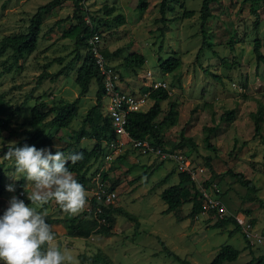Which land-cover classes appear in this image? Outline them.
<instances>
[{"label":"rangeland","instance_id":"rangeland-1","mask_svg":"<svg viewBox=\"0 0 264 264\" xmlns=\"http://www.w3.org/2000/svg\"><path fill=\"white\" fill-rule=\"evenodd\" d=\"M47 1L0 0V41L5 35L27 31L31 16ZM201 2L166 0L162 12L161 0H147V8L142 11L136 7L137 0L79 1L81 14L100 35V52L109 55L106 63L116 73L117 86L139 97L147 94L141 104L144 111L153 102L148 97L147 84H164L168 97L160 102L156 122L166 115L171 102L176 104V114L172 122H166L158 130L160 148L171 157L142 154L129 144L111 152L101 140L105 153L111 152V158L92 161L88 170L91 178L105 173L106 189L115 192L114 205L133 213L139 221L138 228L121 214H115L111 223L98 218L96 210L85 214L90 208L89 198L96 190L92 182L84 187L87 205L77 221L88 232L70 235L68 221L74 215L61 211L54 201L41 209L55 220L50 223L54 243L61 251L71 253L78 264H91L96 253L106 255L112 264H187L182 262L184 259L190 264H208L223 243L240 251L235 260L225 264H249L252 258L264 255V138L254 134L253 124L259 104L264 107V60L257 61L252 50L253 39L259 38L264 54V3L258 2L260 22L255 28L249 0H213L210 16L204 23L211 46L198 51L203 39ZM74 7V0H61L44 13L32 53L19 58L17 63H11L10 50L0 57V122L16 108L8 125L19 129L21 122L30 118V109L36 102L42 100L47 108L62 101H73L79 95L75 69L69 71L67 67L74 55V39L62 36V31L76 22ZM188 10L192 11L190 16L184 13ZM116 14H122V24L113 19ZM80 51L85 53L83 49ZM132 51L146 58L140 68L123 65V57ZM158 56H175L178 66L164 72L158 66ZM62 68L63 73L55 75ZM44 70L49 74L39 79ZM148 70L152 73L149 79L144 77ZM96 89L97 82L92 79L88 92L80 96L77 115L68 127L25 125L39 131L40 139L52 140L50 144L43 141L40 148H49L54 153V149L72 140V131L80 126L86 111L95 104ZM107 105L108 99L104 98L100 112L106 113ZM230 109L233 115L227 118L226 112ZM260 129L264 136V110ZM22 138L9 136L0 127V163L5 176L0 215L13 195L30 203L26 192L34 190V185L25 178L18 193L7 190V185H15L19 179L11 177L16 175L14 162L4 160L3 155L10 142ZM145 139L149 143L155 140L152 136ZM80 141L87 148L94 143L90 138ZM206 162L210 163L212 173ZM180 163L183 169H178ZM94 170L98 171L95 175ZM182 171L189 173L194 181L201 194L198 196L201 205L206 196L218 200L223 206V217L242 220V224L238 222L241 230H235L231 222L212 227L220 218L215 209L202 207L194 218L184 217L191 209V202L184 203L175 212L163 213L166 205L159 193L164 187L176 184ZM233 173L242 174L248 183ZM176 216L183 219L178 221ZM107 228L108 234L101 232ZM161 241L179 259L168 254Z\"/></svg>","mask_w":264,"mask_h":264},{"label":"trees","instance_id":"trees-1","mask_svg":"<svg viewBox=\"0 0 264 264\" xmlns=\"http://www.w3.org/2000/svg\"><path fill=\"white\" fill-rule=\"evenodd\" d=\"M80 0H74V11L73 16L76 19V22L71 24L68 28L62 31L63 37L73 38L75 51L71 60L68 62V70H74V80L79 87V95L73 101H62L58 104L48 106L45 108V103L40 100L32 105L30 109V118L27 122H21V126L19 129L13 128L9 126V122L12 117L16 114V108L12 110V112L6 116L1 122L0 127L6 129L8 131V135H18L23 136L22 139L17 141L18 146H23V144L27 143L29 145H34L37 149L40 148L43 143V139H40V133L36 130H30L25 128V125L28 124H45V126H54L56 128H66L69 126L70 122L77 115V103L79 102L80 96L85 95L89 90V85L92 79H95L97 82V89L95 91V104L91 106L87 111L83 119L81 120L80 126L73 130L70 137L71 141H68L56 150L62 151L67 157L72 153H82V159L77 161L75 164L68 162V168L74 174L75 178L80 182L84 187H89L90 182L95 187V181L93 176H88V170L91 167L92 161H96L101 159L105 155V146L103 147L100 143L109 142L112 140L115 135L110 122L109 117L104 114V112H100V108H102L103 99L105 96L106 86L104 83V75L100 72L99 67L95 61V57L90 50V46L88 44V38L93 33H98L95 31V27L93 25H89L86 22V18L81 14V8L79 5ZM213 0H202L200 7V31L202 35V43L198 51L202 48L210 47L211 43L206 38V31L204 28V23L206 19L210 16V3ZM250 1V12L254 15L253 25L255 28L258 27L260 22V16L257 11L258 2H263L264 0H249ZM61 0H49L44 4H41L37 7L36 11L30 18V23L28 25L27 31L20 32L12 35H5L2 37L0 41V57L6 53L8 50L11 51L12 62L17 63L19 58L24 57L27 54L32 53L37 44L39 32L42 25V19L44 13L49 12L52 8L59 5ZM147 0H137L136 7L138 10H144L147 8ZM166 6V0H161L160 10L163 12ZM113 8L110 10L106 9V13H110ZM264 12V10H263ZM186 16H190L192 14L191 10L184 12ZM113 19L118 24L123 23L122 14H116ZM60 22L62 20H59ZM58 22V21H56ZM99 35V34H98ZM100 37V35H99ZM101 39V38H100ZM261 41L259 38L253 39L252 50L255 55L257 61L264 60V54L261 52ZM84 50V54L80 50ZM106 59L109 55L102 54ZM146 58L143 54L137 52H130L126 56L123 57V65L128 68H140L145 63ZM159 68L164 72H171L178 66V59L175 56H167L157 58ZM108 67V66H107ZM111 69H113L110 66ZM63 73V68L56 72L55 75ZM49 73L47 71H42L39 75V79L44 78ZM215 76V75H214ZM116 89H118L115 86ZM148 97L153 101L152 105L148 107L145 111H134L127 113V120L125 123L126 130L129 133V136L134 139H145L152 136L155 140L150 141L151 145L160 147L161 140L158 138V130L166 123L172 122L174 115L176 114V104L171 102L169 104V110L166 115L162 118L160 122H156V118L161 111L160 102L165 100L168 97V90L163 86L157 87H149L147 86ZM44 108V109H42ZM264 107L262 104H259V108L255 112L253 118L254 124V134L259 135L264 138L261 134L260 122L263 116ZM233 115V110L230 109L226 112L227 118H230ZM84 138H90L94 140V143L91 148H87L84 145H80V140ZM61 140V139H60ZM208 140V136H207ZM42 141V142H41ZM62 141V140H61ZM47 144H50L52 140L49 138L45 141ZM210 147V144L208 143ZM162 149V148H161ZM118 159H121L122 156H117ZM207 166L211 173L213 172L212 167L209 162H206ZM160 165H158L159 167ZM3 166L0 163V196L3 195V191L5 188L4 184V173ZM95 175L98 173L97 170L92 171ZM91 174V173H90ZM234 176L242 181L243 183H248L247 179L242 178V174L233 173ZM100 176L103 180H106L105 173H100ZM24 178L21 177L18 182L14 185L15 193H18L23 186ZM164 180H161L160 183H164ZM190 182V184H187ZM113 187L111 186V189ZM194 190L193 195H191V190ZM161 199L165 203V208L163 209V213L172 211H177L181 205L184 203L191 202V209L186 214V218H194L197 214H199L203 208L199 201L198 196L200 192L196 189L194 181L192 180L189 173L182 171L178 173V182L176 184H170L164 187L159 193ZM198 198V199H197ZM104 199V197L102 198ZM90 208L88 211H84L85 214L91 213L93 214V210L96 212V216L98 218H103L108 223H111L114 220L115 214H121L122 216L132 220L134 222L135 228H138L139 221L137 217L123 208L122 206H116L114 203H108L106 206H101L104 204L102 200H97L96 197L92 194L91 198H89ZM100 209L98 212L97 210ZM62 211V210H61ZM84 214L74 215L69 219L68 229H71L70 235H79L81 232H88L87 228L83 226L77 225V221L79 217ZM95 216V217H96ZM176 219L179 221L183 219L182 216H176ZM52 218L46 216V222L51 223ZM58 221V220H57ZM60 221V220H59ZM231 222L234 225V229L239 231L241 230V225L235 220L232 216L220 217L217 218V221L212 224V227H221L224 224ZM80 224V223H78ZM77 225V226H75ZM83 228V229H81ZM102 233H109V229H105L101 231ZM162 246L166 249L167 253L174 256L176 259L179 257L170 251L165 244L161 241ZM239 250L234 246L223 243L219 246L218 251L213 256L208 264H225L226 262H230L235 260L239 255ZM81 262L83 260V256L80 255ZM187 264H190L188 260H182ZM91 264H112L106 255L101 253H96L91 258ZM248 264V263H244ZM249 264H264V255H259L255 258H252L249 261Z\"/></svg>","mask_w":264,"mask_h":264},{"label":"clouds","instance_id":"clouds-1","mask_svg":"<svg viewBox=\"0 0 264 264\" xmlns=\"http://www.w3.org/2000/svg\"><path fill=\"white\" fill-rule=\"evenodd\" d=\"M3 159L14 162L16 175L11 177L14 180L25 178L34 185V190L26 192L30 203L13 195L0 215V262L78 264L71 253L61 251L54 243L52 226L46 222L48 213L41 209L50 201L70 215H78L85 209L87 190L67 166L68 162L75 164L82 159V153L66 157L60 150L53 153L46 147L37 149L27 143L18 146L12 141ZM7 190L14 192V185H7Z\"/></svg>","mask_w":264,"mask_h":264},{"label":"built area","instance_id":"built-area-1","mask_svg":"<svg viewBox=\"0 0 264 264\" xmlns=\"http://www.w3.org/2000/svg\"><path fill=\"white\" fill-rule=\"evenodd\" d=\"M100 41L101 39L98 33H93L88 38L90 50L95 57V61L99 67L100 72L104 75L103 79L106 86L105 98L108 99L107 110L106 113H104L109 117L115 135V137L109 142H104L103 146L107 147L109 150H111V152H114L116 148L118 149L123 144H126V146L129 144L133 148H136L137 151L142 154L152 153L154 155H159L165 158L171 157L170 154L164 153L160 147L151 145L146 139H134L129 136V133L125 127L127 113L134 111H143L141 104L144 102V97L147 96V94H144V97H139V95H134L132 92H125L117 86V83L115 81L116 73L106 63V59L100 52ZM144 77L149 79L150 77H152V73L148 70L145 72ZM159 85L163 86L164 84H147V86L153 88ZM115 86L118 89H116ZM111 152L105 153L104 158L110 159ZM183 167L184 165L180 163L178 169H183ZM94 181L96 190L93 192V195L96 197V199L102 200L105 204L114 203L116 198L115 192L106 189V181L101 178L100 173L95 176ZM202 193L204 195H207L204 192ZM103 197L104 199H102ZM202 207L206 210L215 209L218 216L223 217V214L221 212L223 211V206H221L219 201L214 198H210L209 196L203 198ZM98 211H100V209H98ZM236 219L240 224L243 223L242 220H240L238 217H236Z\"/></svg>","mask_w":264,"mask_h":264},{"label":"crops","instance_id":"crops-1","mask_svg":"<svg viewBox=\"0 0 264 264\" xmlns=\"http://www.w3.org/2000/svg\"><path fill=\"white\" fill-rule=\"evenodd\" d=\"M93 193V192H92Z\"/></svg>","mask_w":264,"mask_h":264}]
</instances>
